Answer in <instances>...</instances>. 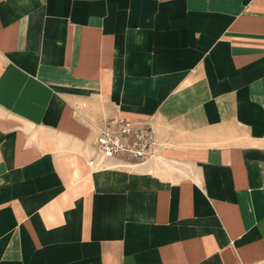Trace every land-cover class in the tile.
I'll use <instances>...</instances> for the list:
<instances>
[{
	"label": "crops",
	"instance_id": "1",
	"mask_svg": "<svg viewBox=\"0 0 264 264\" xmlns=\"http://www.w3.org/2000/svg\"><path fill=\"white\" fill-rule=\"evenodd\" d=\"M0 264H264V0H0Z\"/></svg>",
	"mask_w": 264,
	"mask_h": 264
},
{
	"label": "built area",
	"instance_id": "2",
	"mask_svg": "<svg viewBox=\"0 0 264 264\" xmlns=\"http://www.w3.org/2000/svg\"><path fill=\"white\" fill-rule=\"evenodd\" d=\"M156 130L149 122L136 123L115 115L103 119L92 142L95 158L89 159L94 166H101L107 159H132L145 162L158 158Z\"/></svg>",
	"mask_w": 264,
	"mask_h": 264
}]
</instances>
